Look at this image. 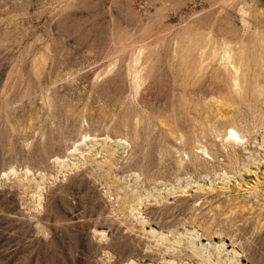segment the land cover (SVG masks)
Returning <instances> with one entry per match:
<instances>
[{
  "label": "rangeland",
  "instance_id": "374dc122",
  "mask_svg": "<svg viewBox=\"0 0 264 264\" xmlns=\"http://www.w3.org/2000/svg\"><path fill=\"white\" fill-rule=\"evenodd\" d=\"M0 264H264V0H0Z\"/></svg>",
  "mask_w": 264,
  "mask_h": 264
},
{
  "label": "bare ground",
  "instance_id": "6f19581e",
  "mask_svg": "<svg viewBox=\"0 0 264 264\" xmlns=\"http://www.w3.org/2000/svg\"><path fill=\"white\" fill-rule=\"evenodd\" d=\"M230 133H231V135H232L233 137H234V136L237 137V134H236V132H235L234 130H231ZM240 142H241V141H240Z\"/></svg>",
  "mask_w": 264,
  "mask_h": 264
}]
</instances>
